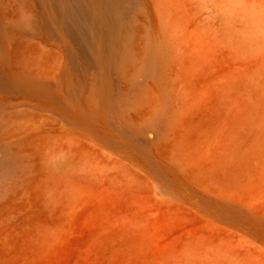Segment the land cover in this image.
Returning <instances> with one entry per match:
<instances>
[{"label":"rangeland","instance_id":"rangeland-1","mask_svg":"<svg viewBox=\"0 0 264 264\" xmlns=\"http://www.w3.org/2000/svg\"><path fill=\"white\" fill-rule=\"evenodd\" d=\"M50 1L0 0V264H264V0L102 5L122 75Z\"/></svg>","mask_w":264,"mask_h":264},{"label":"bare ground","instance_id":"bare-ground-1","mask_svg":"<svg viewBox=\"0 0 264 264\" xmlns=\"http://www.w3.org/2000/svg\"><path fill=\"white\" fill-rule=\"evenodd\" d=\"M40 1L45 7H49L51 5L50 0H40ZM124 1L125 0H56L61 10L62 24L64 28L72 29V27L78 24L79 18H77L75 15V11H77L80 14L81 18L90 20L91 32L95 27L99 29L100 33L107 40V45L105 47L100 46L96 42L94 36L91 35L92 40H89V44L91 46L92 52L96 55L94 64L98 65L101 68L103 67L107 70H115L120 75L124 73V69L122 68V66H120V63L115 62L116 51L114 46L117 41L116 33L121 29L122 26L121 17H120L121 15L117 14L114 20H110L107 14L101 11V6L105 5L107 11H112L115 10L116 7L122 6V3ZM45 20L46 21L44 22L49 21V19H45ZM157 59L158 58L155 57L153 51H150V58L147 61V63L145 62V65H143V67L140 69V73L155 74L157 72V65L159 66ZM103 72H100L98 78H96L95 75H93L94 77H91L92 82L90 87H91L92 98L101 95V92L104 89V87L105 86L107 87V83L105 84ZM132 85L135 87V84L132 83ZM70 88L72 89L73 92H75L76 87L73 83H71ZM163 117H164L163 110L157 111L155 116L156 124L154 122V125L158 126L161 120L162 119L164 120ZM118 127L119 130L121 131L123 130L124 125H118ZM1 179L2 178L0 176V180Z\"/></svg>","mask_w":264,"mask_h":264}]
</instances>
